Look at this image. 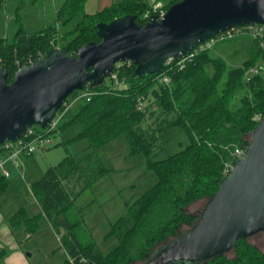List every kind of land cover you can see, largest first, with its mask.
I'll list each match as a JSON object with an SVG mask.
<instances>
[{
  "label": "trees",
  "instance_id": "trees-1",
  "mask_svg": "<svg viewBox=\"0 0 264 264\" xmlns=\"http://www.w3.org/2000/svg\"><path fill=\"white\" fill-rule=\"evenodd\" d=\"M87 1L66 0L56 14V24L37 32L25 31L17 16L14 42L0 38V68L7 71L8 84L13 83L21 67L45 58L54 49L74 57L83 46L100 43L99 23L136 15L137 23L144 27L153 12L144 0H125L87 14ZM179 1L164 8L168 11ZM2 4L0 0V8ZM74 21L71 29L64 30ZM209 51L197 55L183 70L165 65L153 75L137 76L134 64L118 63L113 73L117 80L110 75L100 86L89 84L91 99L81 101L73 117L60 125V131L77 125L80 131L69 142L87 140L88 153L82 159L69 155L49 168L32 184V192L52 224L65 229L63 245L73 264H147L153 253L199 222L205 208L198 212L191 207L212 198L226 178L224 169L235 150L249 146L250 135L259 124L255 116L264 117V76L254 74L246 80V73L264 61V49L253 39L249 60L229 71L226 62L211 58ZM208 66L213 67L212 75ZM226 74L227 81L220 89ZM164 78L169 79L168 84L163 83ZM239 90L247 94L241 99V107L233 111L231 100ZM149 97L158 106L156 110L146 103ZM140 99L144 101L142 110L138 108ZM172 128L183 129L190 143L166 159L153 160L154 151L162 148L160 135ZM120 136L126 138L131 155L147 158L157 183L129 204L126 216L112 224L108 236L117 237L120 243L105 255L85 238V222L76 210V201L109 173L96 151ZM7 185V178L0 175V197ZM40 218L41 214L30 218L20 209L9 219V225L13 231L24 229L33 234L39 229ZM196 264H264V252L244 239L230 252Z\"/></svg>",
  "mask_w": 264,
  "mask_h": 264
},
{
  "label": "water",
  "instance_id": "water-1",
  "mask_svg": "<svg viewBox=\"0 0 264 264\" xmlns=\"http://www.w3.org/2000/svg\"><path fill=\"white\" fill-rule=\"evenodd\" d=\"M252 24L264 26V0H181L144 27L136 15L99 23L100 43L83 46L74 57L54 49L21 67L12 84L0 68V145L34 126L46 128L69 97L88 84L102 85L118 63L134 64L137 76L158 74L215 35ZM246 149L199 222L147 264L202 263L264 232V117Z\"/></svg>",
  "mask_w": 264,
  "mask_h": 264
},
{
  "label": "rangeland",
  "instance_id": "rangeland-1",
  "mask_svg": "<svg viewBox=\"0 0 264 264\" xmlns=\"http://www.w3.org/2000/svg\"><path fill=\"white\" fill-rule=\"evenodd\" d=\"M53 4V0H3L0 8V37L4 36L3 39L9 43L14 42L18 25L17 22H12V18L16 17L17 12L21 18L23 29L29 33L43 30L52 24L55 25ZM84 12L94 14L97 10L86 6ZM75 22L64 30L71 29ZM252 45L253 38L245 35L234 40L217 43L209 51V55L213 59L224 60L229 71L242 67L249 60ZM254 69L258 71L257 74L264 76V61H260L256 67L248 69L246 80L254 76L252 74ZM207 72L212 75L213 67L208 66ZM226 81L227 74L222 79L220 89H223ZM106 82L109 81L106 80ZM245 94H247L246 90L236 92L231 100V110L235 111L241 107V99ZM146 103L151 107V110L158 108L153 97H149ZM73 115L74 109L65 113L61 124L71 119ZM59 116H61L60 113ZM79 129L77 125L65 128L58 135L52 137L53 146L51 148L29 158L20 157L18 164L14 165L15 168L11 170L8 168L7 189L0 197V212L8 222V226L9 219L21 208H24L29 216L39 214L40 211L43 213L38 199L32 192V184L40 180L49 168L57 166L69 155L82 159L88 153L85 151L88 147L87 140L69 142L78 135ZM160 142L162 148L154 151L153 160L166 159L185 149L190 143V139L183 129L172 128L160 135ZM96 156L110 171L77 199L76 210L85 222V238L88 242L96 243L106 255L120 243L117 237L108 236L112 224L126 216L129 204L152 188L157 183V177L152 170H149L147 158L143 154H130V147L124 136H120L98 149ZM206 204L207 200H202L194 204L191 209L201 212ZM20 231L24 234L25 239L24 242L20 239L19 247L29 264H73L63 245L65 229L55 227L44 213L39 220V229L36 233L28 235L26 231ZM27 235L29 238L26 237ZM248 240L264 252V232H259ZM158 252L151 255L149 262ZM0 264H5L1 248ZM134 264L143 263L135 262Z\"/></svg>",
  "mask_w": 264,
  "mask_h": 264
},
{
  "label": "built area",
  "instance_id": "built-area-1",
  "mask_svg": "<svg viewBox=\"0 0 264 264\" xmlns=\"http://www.w3.org/2000/svg\"><path fill=\"white\" fill-rule=\"evenodd\" d=\"M152 11V14L149 16V21L151 20V17L155 15L159 16L162 19L167 13V10L164 8V5L162 3L153 5ZM245 35H249L253 39H256L259 42L260 47L264 49V26L259 24H252L242 27H234L223 33L217 34L213 38L201 43L193 51L182 56L179 61L173 62L172 60H170L166 63V65H173L175 68L183 70L188 64L193 62L197 55L211 50L217 43L227 40H234ZM113 73L110 75H112V78L114 80H117L116 75H114ZM257 73L258 71L256 69L252 70V74ZM163 83L168 84L169 79L164 78ZM86 89L87 87L83 91L78 92L75 96L69 97L62 108L56 113L52 122L46 128L43 129L39 126H34L28 129L25 137L16 141H8L0 145V173L4 177L9 176V173L4 170V165L6 162L11 161L17 165L20 157H31L44 150H48L53 146L52 137H55L60 132L59 127L61 125V120L64 114L70 112L72 109H75V107L81 101L91 99L93 92L90 89ZM143 107L144 101L143 99H140L138 108L142 110ZM59 113L61 114V116H59ZM262 119L263 118L261 117V115H257L254 118V120L258 122H260ZM246 154V147H241L235 150L233 160L225 166L224 174L226 177L230 175L236 165V162L240 159H243Z\"/></svg>",
  "mask_w": 264,
  "mask_h": 264
},
{
  "label": "crops",
  "instance_id": "crops-1",
  "mask_svg": "<svg viewBox=\"0 0 264 264\" xmlns=\"http://www.w3.org/2000/svg\"><path fill=\"white\" fill-rule=\"evenodd\" d=\"M53 1H54L53 13H54V16L56 18L57 12L63 6V4L66 2V0H53ZM123 1H125V0H88L86 3V6L88 8H91V9H96L97 12H99L105 8L112 6L113 4L121 3ZM144 1L149 6L152 7L153 5H155L157 3H163V5H168L169 3L173 2L174 0H144ZM97 12H95V13H97ZM87 14H91V13H87ZM17 16L20 17L18 12L16 13V17L12 18V22H14V23L17 22ZM55 22H56V20H55ZM49 26H53V24L49 25ZM47 27H45V28H47ZM88 146H89V144H88ZM86 149H85V151L87 152ZM23 158H29V157H23ZM14 165H16V164L11 162V161H8L4 165V170L7 171L8 168H10L9 170L13 169V168H15ZM0 175L3 176L1 173H0ZM21 209H24V208H21ZM39 210H40V208H39ZM43 213L41 211L39 212V214H41V217H43ZM39 214H36V215H39ZM27 215H28V213H27ZM36 215H34V216H36ZM29 217L31 218L33 216H29ZM7 223L8 222L5 221L2 213L0 212V248L2 249L3 254H4V263L5 264H29V262L25 259L24 255H23V253L19 247L20 239L23 242L25 239L24 234L21 233V231H20V230H24V229H19V230L13 231L11 229L10 225L8 226ZM24 232H25V230H24ZM28 235H29V233H28ZM28 235L26 237L29 238Z\"/></svg>",
  "mask_w": 264,
  "mask_h": 264
}]
</instances>
